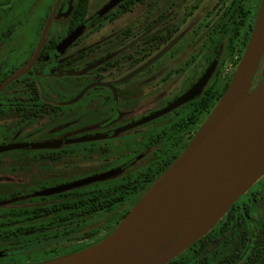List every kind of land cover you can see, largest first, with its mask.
Instances as JSON below:
<instances>
[{
	"label": "flooded vegetation",
	"instance_id": "obj_1",
	"mask_svg": "<svg viewBox=\"0 0 264 264\" xmlns=\"http://www.w3.org/2000/svg\"><path fill=\"white\" fill-rule=\"evenodd\" d=\"M208 1L51 0L36 46L9 49L2 44L13 31L0 35V87L12 80L0 91V115L18 118V134L34 120L54 116L39 136L24 141L17 135L0 145L20 146L4 152H25L0 162V225L26 229L29 223L14 222L15 213L64 203L93 206L101 196L119 201L112 207L106 201L93 217H68L45 229L78 227L113 213L120 217L114 229L119 226L205 124L238 67L223 74L222 62L234 55L238 60L253 34L259 1ZM20 71L25 73L17 77ZM263 80L264 56L253 90ZM233 206L226 214L230 220ZM32 236L39 235L0 243ZM206 236L182 254L199 252ZM236 250L217 264H231ZM20 251L5 247L0 258ZM181 255L169 264H183Z\"/></svg>",
	"mask_w": 264,
	"mask_h": 264
},
{
	"label": "water",
	"instance_id": "obj_2",
	"mask_svg": "<svg viewBox=\"0 0 264 264\" xmlns=\"http://www.w3.org/2000/svg\"><path fill=\"white\" fill-rule=\"evenodd\" d=\"M72 41L73 37L61 43L54 57ZM263 56L264 0L228 89L184 153L109 236L40 264H169L211 232L264 175V80L253 90ZM16 148L20 146L2 147L0 152Z\"/></svg>",
	"mask_w": 264,
	"mask_h": 264
},
{
	"label": "rangeland",
	"instance_id": "obj_3",
	"mask_svg": "<svg viewBox=\"0 0 264 264\" xmlns=\"http://www.w3.org/2000/svg\"><path fill=\"white\" fill-rule=\"evenodd\" d=\"M50 1L13 0L10 4V0H0V35H5L7 30L13 31L2 45L9 49L36 46L49 13ZM216 1L209 0V6ZM257 1L260 3L256 22L262 6V0ZM246 48L243 53L236 54L239 57L238 60L234 55L231 59L222 62L223 74L233 72L237 62L239 66ZM6 51L8 50L5 49ZM0 62H2L1 59ZM20 74H22L21 71L17 72L16 76ZM53 117L50 115L36 119L30 129L18 134L15 127L18 118L10 114L0 115V145L9 143L18 137L17 135L20 140L24 141L39 136L38 129L48 124ZM24 153L22 151L0 153V162L9 158L23 157ZM28 153L26 151V154ZM96 180L99 179L93 181ZM233 208V218L230 220L228 216H225L206 236L208 241L197 245L199 252L191 250L180 256L183 264H196L200 261H204L205 264H217L221 258L230 255L234 249H237L236 257L234 256L231 264H246L249 257L256 255L259 261L254 264L264 263V175ZM118 217L119 215L115 213L102 215L87 224H79L78 227H59L46 231L44 235L0 243V250L5 247L21 250V253L13 258H0V264H40L79 252L116 230L114 227L120 220ZM83 225H85L84 228Z\"/></svg>",
	"mask_w": 264,
	"mask_h": 264
},
{
	"label": "trees",
	"instance_id": "obj_4",
	"mask_svg": "<svg viewBox=\"0 0 264 264\" xmlns=\"http://www.w3.org/2000/svg\"><path fill=\"white\" fill-rule=\"evenodd\" d=\"M109 200L110 204L108 206L110 207H112L116 202L119 201V199L111 197L108 198L98 196L94 199L93 206L87 205L86 203H64L61 205V207H58L56 209L55 206H53L51 208H46L45 211L36 209L28 213H25L23 211L15 213L13 215V217H15L14 222H24L26 224L29 223V227L26 229H15L12 227H7L6 225H0V238L18 237L23 236L25 233H29L30 235H42L44 232L48 231L45 229V227L56 224L58 222H65L68 217L69 219H74L76 217L88 218L95 216V214L105 208L104 203ZM258 261L259 257L250 260L248 264H254Z\"/></svg>",
	"mask_w": 264,
	"mask_h": 264
}]
</instances>
